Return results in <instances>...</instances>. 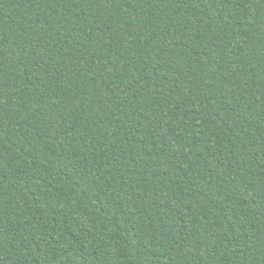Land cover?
Returning a JSON list of instances; mask_svg holds the SVG:
<instances>
[{"label":"trees","instance_id":"1","mask_svg":"<svg viewBox=\"0 0 264 264\" xmlns=\"http://www.w3.org/2000/svg\"><path fill=\"white\" fill-rule=\"evenodd\" d=\"M0 264H264V0H0Z\"/></svg>","mask_w":264,"mask_h":264}]
</instances>
